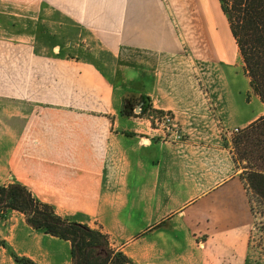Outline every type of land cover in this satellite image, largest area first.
<instances>
[{"label": "crops", "instance_id": "1", "mask_svg": "<svg viewBox=\"0 0 264 264\" xmlns=\"http://www.w3.org/2000/svg\"><path fill=\"white\" fill-rule=\"evenodd\" d=\"M0 7L57 29L52 43L23 18L0 33V185L22 183L63 218L101 228L135 264H264L242 170L216 120L243 130L264 104L247 101V75L246 87L235 82L244 68L220 0ZM128 98L171 112L185 139H159L140 105L122 112ZM3 224L0 264H72L70 242L24 215Z\"/></svg>", "mask_w": 264, "mask_h": 264}, {"label": "trees", "instance_id": "2", "mask_svg": "<svg viewBox=\"0 0 264 264\" xmlns=\"http://www.w3.org/2000/svg\"><path fill=\"white\" fill-rule=\"evenodd\" d=\"M220 2L251 89L264 104V0ZM126 102L127 99L123 109ZM147 108L141 105L138 116L145 117ZM127 114L135 116V113ZM232 145L234 160L242 169L241 178L249 195L255 228L258 215L264 220V116L236 135ZM11 212L24 215L35 231L70 242L72 264H135L123 251L112 246L109 235L101 228L63 218L52 205L41 201L17 181L0 185V223H5ZM261 224L264 234V221ZM0 246L5 247L6 242L0 240ZM14 259L18 264H35L25 257L14 256Z\"/></svg>", "mask_w": 264, "mask_h": 264}, {"label": "rangeland", "instance_id": "3", "mask_svg": "<svg viewBox=\"0 0 264 264\" xmlns=\"http://www.w3.org/2000/svg\"><path fill=\"white\" fill-rule=\"evenodd\" d=\"M24 13L25 12L21 11L20 9L0 7V33H1V31L5 30V29H3L4 27H7V26L9 27V25L12 24L13 20H17V21H14V23H18V19L20 20L23 18L24 26H28L31 31L38 32L39 30H42L44 38H45V34H46V38H48L51 43L57 42V29L50 27V24H47L45 26V23L43 22V20H41L39 18L37 13L30 12L31 15H29V18H27V16ZM25 16H26V18H24ZM53 19H54V17H53ZM55 20L57 21V19H55ZM18 24H20V23H18ZM46 28H48V30ZM244 74H245L244 70H242V68L238 67L235 82L237 83V85L239 87H246L247 86L246 78H245L246 74L245 75ZM230 79H231V77H230ZM224 80H229V77L226 76V78ZM235 88H236V86H235ZM249 88L251 89L250 84H249ZM235 91H236V89H235ZM251 94L253 96L257 97L251 89V93L250 92L247 93V101L250 100ZM137 103L138 102H134L132 99L128 98L127 102L125 103V107H124V109H122V111L124 110V112H126V113L131 112L132 114H134V113H136L134 110L135 106H138V105L141 106L142 105V107L144 109L147 107H150L153 111V112H150L149 109L147 108L145 110L146 111L145 117L149 118L151 116H156L157 114L159 115V113H158L159 111L154 110L151 107V104L149 103L148 100H144L140 104H137ZM135 104H137V105H135ZM131 107H133L132 111H131ZM251 112L254 114H257L259 112V106L257 103H254V105L252 106ZM216 120H217V125H218L219 129L223 133H225L224 135H226V138H225L226 139V145L228 147H230V149L233 153V145H232L233 138L236 135L240 134L242 130H240L239 133L235 134L233 132L234 131L233 127L225 129L226 127H224L223 123H221V121H219V119H216ZM162 136H163V134L160 133L157 137L161 138ZM12 213L13 212H11L9 214L7 220L9 219V217L11 216ZM263 221L264 220L260 217V215H258L257 223H256L257 226L253 229V238H252L253 254L262 262H264V234H263L262 229H261L262 228L261 222H263ZM6 223H7V221L5 222V224ZM1 225H4V224L0 223V226Z\"/></svg>", "mask_w": 264, "mask_h": 264}, {"label": "built area", "instance_id": "4", "mask_svg": "<svg viewBox=\"0 0 264 264\" xmlns=\"http://www.w3.org/2000/svg\"><path fill=\"white\" fill-rule=\"evenodd\" d=\"M141 107H138L140 113ZM151 125V133L157 136L162 133L163 136L159 139L164 141L180 142L185 139L182 129L171 112H159V115L151 116L148 118ZM235 134L239 133V129H234Z\"/></svg>", "mask_w": 264, "mask_h": 264}]
</instances>
